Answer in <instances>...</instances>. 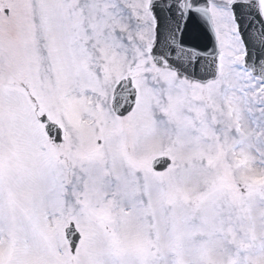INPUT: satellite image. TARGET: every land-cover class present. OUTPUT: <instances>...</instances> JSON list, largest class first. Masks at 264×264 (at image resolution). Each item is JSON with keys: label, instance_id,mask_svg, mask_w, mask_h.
<instances>
[{"label": "snow or ice", "instance_id": "obj_1", "mask_svg": "<svg viewBox=\"0 0 264 264\" xmlns=\"http://www.w3.org/2000/svg\"><path fill=\"white\" fill-rule=\"evenodd\" d=\"M0 264H264V0H0Z\"/></svg>", "mask_w": 264, "mask_h": 264}]
</instances>
